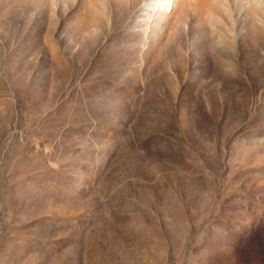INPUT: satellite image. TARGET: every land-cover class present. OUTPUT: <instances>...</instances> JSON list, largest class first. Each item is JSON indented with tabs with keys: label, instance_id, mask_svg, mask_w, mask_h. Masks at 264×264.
I'll list each match as a JSON object with an SVG mask.
<instances>
[{
	"label": "rangeland",
	"instance_id": "obj_1",
	"mask_svg": "<svg viewBox=\"0 0 264 264\" xmlns=\"http://www.w3.org/2000/svg\"><path fill=\"white\" fill-rule=\"evenodd\" d=\"M149 1L0 0V264H264V0Z\"/></svg>",
	"mask_w": 264,
	"mask_h": 264
},
{
	"label": "bare ground",
	"instance_id": "obj_2",
	"mask_svg": "<svg viewBox=\"0 0 264 264\" xmlns=\"http://www.w3.org/2000/svg\"><path fill=\"white\" fill-rule=\"evenodd\" d=\"M175 1L176 0H150L149 2L146 3V5L148 6L149 10L152 11L151 13L154 12L155 4H158L160 8H167L170 10L171 13H173L175 7ZM149 25L154 26L153 15L149 16Z\"/></svg>",
	"mask_w": 264,
	"mask_h": 264
}]
</instances>
